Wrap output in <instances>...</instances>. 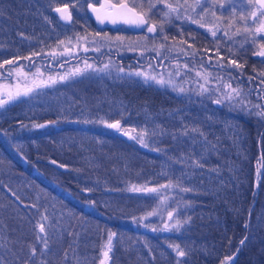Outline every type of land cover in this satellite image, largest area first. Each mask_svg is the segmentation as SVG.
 <instances>
[{"label":"trees","instance_id":"trees-1","mask_svg":"<svg viewBox=\"0 0 264 264\" xmlns=\"http://www.w3.org/2000/svg\"><path fill=\"white\" fill-rule=\"evenodd\" d=\"M60 3L70 4L0 0L1 74V65L33 71L34 63L42 62L49 69L55 58L44 52L69 34L66 26L73 33L96 32L78 3L71 5V21L62 24L52 9ZM76 17L84 19L82 31L73 23ZM245 63L239 74L246 84L237 88L240 103L230 111L237 121L230 128L219 120L223 106L208 101L217 92L208 84L203 93L197 90L201 87H180L182 95L193 97L184 100L137 79L85 78L73 81L80 102L69 104L68 115L59 105L43 112L26 101L10 103L0 112V264H97L105 251L107 264H177L178 259L180 264H221L229 256V264H264V117L257 115L264 110V79L258 77L264 61L248 56ZM116 101L125 103L123 114L111 107ZM63 120L80 121L82 127L72 129ZM109 120L167 130L154 146L176 148L177 156L165 162L109 128ZM184 125L199 127L207 142L196 133L174 139L171 133ZM19 129L35 132L34 140L22 134L30 148L23 163L4 151V139L19 138ZM193 159L203 166L193 165ZM181 166L199 177L180 180ZM134 186L157 191H132ZM177 219L187 223L179 231L165 229ZM39 223L45 225L47 249L38 241ZM110 233L116 235L109 249ZM171 245H179L186 256L178 258ZM30 246L36 248L31 258Z\"/></svg>","mask_w":264,"mask_h":264},{"label":"rangeland","instance_id":"rangeland-1","mask_svg":"<svg viewBox=\"0 0 264 264\" xmlns=\"http://www.w3.org/2000/svg\"><path fill=\"white\" fill-rule=\"evenodd\" d=\"M151 3H157L158 0H150ZM217 10L213 9L209 14H202L198 20V26L205 29L207 26L209 28L210 24L214 22L216 25V28L220 31L224 30V25L222 21V15L220 13H216ZM218 15V16H217ZM99 34V35H97ZM117 38H120L117 40ZM256 42V48L253 50L262 51L264 49H261L260 45L264 44V40L262 41H255ZM152 44V45H151ZM151 46L149 47L144 45V37L134 36L133 38L127 39L124 37L119 36H113L110 35L107 32L102 33H89L85 36L79 37H66L62 40H60L58 43H56L51 49L45 50L44 54L53 53L55 57H58L57 60L65 59L66 61L63 64H59V66H56L55 59H53L52 65L49 66V69L42 67V62L34 63V70L33 71H26L21 64H14L9 65L5 68L7 71L6 73H0V97L6 98L7 94L11 92L13 95L17 91L21 93L20 96H18L16 99L10 101L8 104L4 105L3 107H0V112L7 108V106L10 103L20 102L24 103L25 101L27 103L34 104L35 109H39V111L46 112L47 110H54L57 105L59 107L64 108L65 112L68 110L69 104H72L75 102L76 97H79L81 95L79 89H74V84L77 80H82L85 78H93L95 81L100 80H107V82H118L122 81L124 79H137L142 84H149L153 85L155 87H159L162 90L166 92H174L176 94L181 95H175L176 97H180L181 99L188 100L189 98H193L190 96L187 92L182 95V93L179 89L181 87V80L178 81L174 77L175 75L172 74L170 76L169 73H166L164 70H160L148 62L146 63L143 59L145 58V53L148 49H155L158 50L161 48V42L159 41H152ZM116 45L120 48L122 45H125L126 50H131L135 52V54H138V62L134 63H125V65H117L113 62L112 59V53L113 49L116 48ZM97 49H99L97 51ZM107 53L105 54L104 53ZM68 53V54H66ZM213 56V55H212ZM65 57V58H63ZM135 57V56H134ZM262 61H264V57H260ZM96 59V60H95ZM215 63H220V58L214 55L210 58ZM232 60H234L232 58ZM158 62V60H157ZM105 64L109 65V68L107 71H99V69H102ZM264 64V63H263ZM33 65V64H32ZM86 65H91V68H87ZM116 67V68H115ZM76 69H81L79 73H76L73 75V73L76 72ZM123 69V71H120ZM136 73H141L140 75H137ZM198 77L199 81L197 82V87H200L201 85H204L207 88V83L210 81V73L208 72L207 68H201L198 70ZM208 76V80L205 81L203 79L204 76ZM60 77H66L65 79L61 80ZM151 77H156L155 80L151 79ZM232 78V76L230 75ZM258 77H261L264 79V68L262 72L259 74ZM163 79L165 81H171V83H165L163 85L157 83V80ZM226 80L223 79L221 76H219V79L216 80V75L214 76V83L219 85H224V82ZM210 83V82H209ZM228 83H225V85ZM231 85V88L237 89L236 86L233 84L236 83H229ZM212 85L215 87L214 90L220 89V91L216 92V95L214 97L208 98V101H212L213 99H218L223 95V92L229 91L227 88H218V86ZM26 88H31L32 91L27 93V95L24 94V91ZM200 91L201 89H197ZM238 90V89H237ZM49 91V92H48ZM264 93V90L262 91ZM260 92V93H261ZM75 93L76 95H73ZM259 93V95H260ZM69 94V95H67ZM73 95V96H72ZM80 102V100H76ZM31 102V103H30ZM37 103H39V106H37ZM240 103L239 97L236 98L234 102H225L224 104H220V106H223L224 114L219 117L220 122H224L225 126L227 128H230L235 120L230 116V111L232 107H235ZM81 104L77 103V107L80 109ZM178 106V105H177ZM172 108L173 111H178V107ZM85 107V106H84ZM113 109H115L119 114H123L125 112V103L116 101V104L111 106ZM182 106H179V108ZM83 108V107H82ZM41 109V110H40ZM74 108L71 107L69 110L72 112ZM75 111V110H74ZM171 109H167L166 113H170ZM68 115V112H67ZM226 115V116H225ZM64 121V120H63ZM113 121L116 120H109V124H111ZM65 125H72V129H79L82 127V124H80V121H64ZM124 126L120 125V129H114L119 134H121L125 139L132 141L133 143L137 144V146L142 147L143 149H146L147 151L155 152L157 155H161L165 158V162L168 160H174L173 157L177 156L176 148L172 147H165L161 150L157 151L158 149L154 146V141L158 139V136L160 134L159 129H151L148 127H142L137 126L134 124V122H126ZM58 125H61L60 122ZM139 127V128H138ZM97 129V127H95ZM68 131V129H66ZM75 131L77 135L79 136L81 134V130H71ZM153 132L156 134L153 135ZM125 133H128L126 135ZM139 134H143L145 136V142L148 144L147 147H144L141 143H139L138 140L132 139V136H136ZM17 136V133H15ZM14 136V134H12ZM15 136V137H16ZM31 140V139H29ZM7 147V151H9L8 154L13 156L17 161L20 163L25 162V156L24 152L27 150V145L22 142L21 139L17 138L15 140H7L4 139ZM172 152H175L173 154ZM192 169H189L186 166H181L180 171V180L189 179L194 177H199L198 174L192 172ZM5 173V172H4ZM168 174V172L166 173ZM161 175V173H160ZM13 178V177H12ZM178 181V183L180 182ZM177 185V184H174ZM178 187V186H176ZM103 261V264H107L106 257L104 254L100 256V259L98 260L97 264H101Z\"/></svg>","mask_w":264,"mask_h":264},{"label":"flooded vegetation","instance_id":"flooded-vegetation-1","mask_svg":"<svg viewBox=\"0 0 264 264\" xmlns=\"http://www.w3.org/2000/svg\"><path fill=\"white\" fill-rule=\"evenodd\" d=\"M70 4L60 3L67 5V9L73 16L71 5H84L87 12V4L100 6L104 0H68ZM74 1V4L72 3ZM107 3H118L119 0H106ZM144 4L143 9H138V11H147L148 4L150 0H142ZM168 3L176 5L177 3L181 5H186V8H181L179 16L173 13L167 21H162L163 12L167 11L163 4L156 3L157 7L150 13L151 23L160 24L163 23V32L160 31L159 27L155 33H148L146 27L132 28L128 24L120 23L117 25H101L98 26L94 23L92 18L88 15V20L92 23L93 28L96 33L107 32L113 36H121L127 39L133 38L134 36L144 37V45L149 47L152 41L161 42V48L158 50L148 49L145 53V58L143 59L146 63L148 62L152 66L164 70L166 73L175 75V79L178 77V81L181 80V87L193 88L197 87V82L200 80L198 77V70L201 68H207L208 72L211 74L208 81V86L213 87L214 76L216 75V80L221 76L226 81L225 83H236L233 78L230 77L234 74L238 83L233 84L236 88L244 87L246 84V78L241 76L239 73L244 72L246 66V61L248 56L253 58H260L258 55L260 51L253 50L256 48L255 41L264 40V32H256V29L264 24V15L261 14L264 11L259 3L255 0H201V6L196 9L195 12L192 11L191 7L187 5H192L196 0H167ZM131 3V0H129ZM60 4H56L52 9ZM216 9L217 14L220 13L224 25V30L220 31L216 28V24L212 22L209 28L206 26L205 29L198 26V20L202 14H209L211 10ZM255 12L256 15L252 16ZM55 14V13H54ZM56 15V14H55ZM219 15V14H218ZM217 15V16H218ZM191 16L192 19L187 17ZM58 18V16L56 15ZM58 20L67 25L71 20L63 22L58 18ZM196 21V22H194ZM75 26L78 29L83 30L84 19L76 17L73 20ZM65 29L69 34H66L63 38L56 41L50 49L58 43L60 40L66 37H81L85 36L84 33H73L70 26H66ZM72 32V33H70ZM215 32V35H213ZM152 45V44H151ZM150 45V46H151ZM116 45L113 49L112 59L117 65H125V63H136L138 62V54L131 50H126L125 45ZM68 54V53H66ZM69 55V54H68ZM216 55L220 58V63L213 62L210 58ZM50 56L55 57L53 53ZM135 56V57H134ZM232 58L234 60H232ZM52 60V58H49ZM158 60V62H157ZM20 61L19 58L15 59ZM232 61L236 63L233 64ZM14 62V63H15ZM57 64L61 62H66V60H57ZM8 64V63H7ZM29 67V66H26ZM115 67V68H116ZM2 71L7 72L1 65ZM210 82V83H209ZM177 83V82H176ZM183 84V85H182ZM216 84L218 88H224L223 85ZM258 85H254V89H258ZM18 137L21 138L22 142L26 144L28 139H22V134L25 136H31V140H34V133L29 130L23 132L21 129L18 130ZM34 143V142H33ZM27 148V147H25ZM30 148H27L29 151ZM5 152L7 149L4 150Z\"/></svg>","mask_w":264,"mask_h":264},{"label":"snow or ice","instance_id":"snow-or-ice-1","mask_svg":"<svg viewBox=\"0 0 264 264\" xmlns=\"http://www.w3.org/2000/svg\"><path fill=\"white\" fill-rule=\"evenodd\" d=\"M207 2V0H205V3ZM158 3L163 4L164 7L167 9V11L163 12L162 15V21H167L170 16L173 13H176L179 16L180 13V9L181 8H186V5H181L179 3H177L176 5H173L172 3H168L167 0H158ZM259 5L264 8V0H258ZM201 6V0H196V2L192 5H187V7H191L192 11L195 12L196 9L198 7ZM89 7L91 8V11L93 13L96 14V19L98 22L100 23H104L105 20H110L112 23H116L117 19L121 20L123 23L125 24H129V25H134L137 27H146L147 28V32L148 33H155L157 31V28L159 27L160 31L163 32V23L160 24H156V23H151V16L150 13L152 12L153 9H155L157 7L156 3H151L149 2L148 4V9L147 11H138V9H143L144 8V4L142 2V0H131V3H129V0H119L118 3H101L99 8H96L94 6H92L91 4L89 5ZM55 11L57 13L60 14L61 19L64 20H71V14L68 13L67 11V5L64 6V8H59L57 7L55 9ZM262 15H264V11L261 12ZM256 13L253 12L252 16H255ZM188 19H192L191 16L187 17ZM196 22V21H194ZM256 32H264V24L261 25V27L256 29ZM99 35V34H97ZM213 35H215V32H213ZM120 38H117V40H119ZM261 49H264V44L260 45ZM99 49H97L98 51ZM258 55L264 57V50L260 51L258 53ZM5 63H12L11 61H5ZM233 64H235V61H232ZM87 68H91V65H86ZM109 68L108 64H105L103 66L102 69H99V71H107ZM81 71V69H76V72L73 73V75H75L76 73H79ZM120 71H123V69H121ZM137 75H140L141 73H136ZM199 75V73H198ZM66 77H60L61 80L65 79ZM151 79L155 80L156 77H151ZM203 79L205 81L208 80V76H204ZM157 83L163 85L165 83H171V81H165L163 79L157 80ZM201 92H208V89L204 86L201 85ZM224 88L229 89V91H225L223 92V95L215 100L216 104H224L225 102H234L236 100L237 97H240L241 93L240 91H238L237 89L231 88L230 84H226L223 85ZM181 92L184 91L183 88L179 89ZM32 89L31 88H26L24 91V94L27 95V93L31 92ZM216 91H220V89H216ZM21 93L19 91H17L15 93V95H13L11 92H9L7 94L6 98H2L0 97V107H3L4 105L8 104L10 101L16 99L18 96H20ZM255 107L260 108V105H256ZM257 115H259L260 117H264V110H261L257 113ZM54 123V122H53ZM109 128L112 129H120V121H115L114 123L108 124L107 125ZM36 128H42L45 127V125H35ZM191 133H196L201 137H204L205 142L206 141V136L205 134L200 130L199 127H192V126H188V125H184L182 130H177V132H173L171 133V135L173 136V138L175 139L177 134L182 135V136H189ZM126 135H128V133H125ZM156 133L153 132V135H155ZM160 134H168L167 130L165 129H161L160 130ZM132 139L138 140L139 143H141L144 147H147L148 144L145 142V136L143 134H139L136 136H132ZM195 142V141H194ZM159 151V150H157ZM192 164L197 166V167H202L203 165L200 163L199 160L193 159L192 160ZM171 185H168V187H170ZM161 187H166V186H161ZM132 191H147V192H155L157 191V189L152 188V189H140V188H136L135 186L131 189ZM191 189H183V191H190ZM15 195V194H13ZM18 199V197H17ZM151 214V213H150ZM169 218L171 219L173 216V213L169 212ZM48 219L47 216H42L41 220L42 221H46ZM183 223H187V221H184ZM183 223L180 220H176L174 223L172 224H165V229H175L177 231H179V229L183 226ZM247 223L245 225V227H247ZM43 234V235H41ZM115 233H110L108 236V247L110 249L111 247V242H112V238L113 236H115ZM37 237H38V241L40 243H42L44 245V249L48 248V238H47V234H46V229H45V225L44 223H40L39 224V232L37 233ZM244 241H241V244H243ZM170 247H172L173 251L176 252L177 257H184L186 256V252L183 249H180L179 245H171ZM42 254H43V250H42ZM36 255V248L35 246H30V258L32 256ZM104 256L107 257L108 256V252L105 251L104 252ZM67 258V254H65V259ZM233 257L229 256V257H225L224 260L221 261V264H229L230 261H232ZM40 264H45V261L41 260ZM101 264H103V261L101 262ZM177 264H180L179 259L177 261Z\"/></svg>","mask_w":264,"mask_h":264},{"label":"water","instance_id":"water-1","mask_svg":"<svg viewBox=\"0 0 264 264\" xmlns=\"http://www.w3.org/2000/svg\"><path fill=\"white\" fill-rule=\"evenodd\" d=\"M255 2H257L258 3V0H255ZM102 3H107V1L106 0H104ZM89 3L87 4V12H88V15L92 18V20L94 21V23L96 24V25H98V26H101V25H117V24H120V23H122V21L121 20H119V19H117V22L114 24V23H112L110 20H105V22L104 23H100V22H98L97 21V19H96V14L95 13H93L92 11H91V8L89 7ZM64 6H65V4H60V5H57V6H55L54 8H53V12L58 16V18L60 19V20H62L63 22H67V21H69V20H64V19H61V17H60V14L59 13H57L56 11H55V9L57 8V7H59V8H64ZM92 6H94V7H96V8H99V6H95V5H92ZM67 11H68V9H67ZM68 13H69V11H68ZM129 25V24H128ZM130 27H132V28H139V27H137V26H134V25H129ZM12 63H14L15 62V59L13 60V61H11ZM215 100L216 99H213L212 101H211V103L213 104V105H215V106H217V107H219L220 106V104H216L215 103ZM115 121H113L112 123H114ZM52 164H53V166H55L56 168H58V169H62V168H64V165H62V164H60V163H58V162H54V161H50ZM40 224V223H39ZM39 224H38V229H39Z\"/></svg>","mask_w":264,"mask_h":264}]
</instances>
